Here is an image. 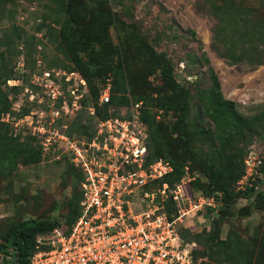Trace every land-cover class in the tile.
<instances>
[{"label":"rangeland","instance_id":"374dc122","mask_svg":"<svg viewBox=\"0 0 264 264\" xmlns=\"http://www.w3.org/2000/svg\"><path fill=\"white\" fill-rule=\"evenodd\" d=\"M233 1L246 7H256L260 3L264 5V0ZM224 2L227 0L124 1L122 10L115 9L112 13L115 26L109 28L106 39L113 45L116 54L112 58L113 69L104 80L95 79L99 89L108 80L111 88H116L113 81L117 78L124 83V90H117L119 98L127 97L133 102L139 100L142 104V116L143 111L144 114L151 113L150 116L155 117L156 121L169 125L175 121L177 100L175 94L167 90L160 79V69L170 68L173 79L190 93L191 130H197L198 127L214 130L207 107L213 71L218 77L223 97L233 101L241 114L252 116L263 110L264 64L253 69L233 65L214 48V7ZM16 4L15 23L21 28V36L16 46L11 41L7 43L13 68L21 57L27 65V74L22 78L23 84L29 85L31 75L39 68L63 69V65L70 67L71 64L56 50L55 45L48 41L46 28L37 31L43 16L52 15L59 9V0H20ZM9 30L8 19L1 20L0 38L8 35ZM5 88L11 99L20 94L19 88ZM123 107L125 106L115 108V112ZM26 109L29 110V107L24 104L22 110ZM12 136L11 128L7 131L5 126L0 125V247L4 232L18 221H57L66 229L68 225L65 220L70 211L74 210L73 194L78 192V174L63 158L49 161L39 154L38 158L28 161L27 157H20L18 153L6 157L8 146H12ZM238 146L244 152L243 158L251 152L264 156V135L252 136L248 143L239 142ZM193 148L196 151L206 150L201 138L193 141ZM185 168L206 189L204 175L196 168L194 169L197 171L191 174L189 166L184 167L183 174ZM193 187L195 193H202L200 188ZM240 205H250L246 216L227 215L213 221L212 225L220 229L222 239L227 237L228 242L235 244V249L241 248L237 247L239 242L253 236L264 226L262 199L255 196H251L250 200L241 198L235 207ZM258 205L261 207L257 208ZM202 220H208V217L199 219L200 222ZM208 229L203 226L197 230L191 228L189 235L201 243L203 233ZM44 236L46 235L36 238V251L46 249ZM202 251V244H198L197 252ZM231 253L229 258L224 254L199 256L193 264H239L231 258L236 252ZM10 261V253L4 254L0 248V264Z\"/></svg>","mask_w":264,"mask_h":264},{"label":"built area","instance_id":"2783aa9c","mask_svg":"<svg viewBox=\"0 0 264 264\" xmlns=\"http://www.w3.org/2000/svg\"><path fill=\"white\" fill-rule=\"evenodd\" d=\"M26 74L21 57L6 82L20 88V94L9 97L11 108L0 122L20 141L33 139L43 159L63 158L82 175L79 215L69 229L55 228L44 236L46 249L36 251L28 264H192L197 243L180 232L190 230V222L201 214L211 227L219 216L221 193H195L187 168L177 183H160L173 168L162 159L147 161L141 102L128 100L119 112L109 107L106 118L97 116V107L111 101L109 80L93 101L75 70L39 68L29 85L22 82ZM24 104L29 111L18 116ZM79 115L89 124L88 134L72 129ZM263 161L252 152L246 156L237 191L254 187L264 194Z\"/></svg>","mask_w":264,"mask_h":264},{"label":"trees","instance_id":"16d2710c","mask_svg":"<svg viewBox=\"0 0 264 264\" xmlns=\"http://www.w3.org/2000/svg\"><path fill=\"white\" fill-rule=\"evenodd\" d=\"M18 1L20 0H0V21L7 18L10 22L8 35L0 38V48H2L0 50V115L8 112L12 105L5 88L6 82L13 75L12 58L9 55L7 42L11 41L12 45L16 46L21 36V28L15 23ZM124 1L126 0H59V9L52 15H44L42 23L37 28L38 32L46 28L48 41L52 42L56 50L71 64L70 67L63 65V69L79 72L88 85L93 101L97 100L99 90L95 79L103 81L113 69L112 58L116 52L106 36L109 28L115 26L112 13L115 9L122 10ZM214 8L213 14L216 20L214 48L218 54L233 65L252 69L263 65L264 5L260 3L256 7H246L237 5L233 0H227ZM160 79L167 90L176 96L175 121L167 125L156 121L155 117L150 116L151 113L144 114L143 111V116L141 115V120L148 128V163L162 159L169 162L173 168L172 173L161 179L160 183L167 182L170 185L177 183L183 175L185 166L190 167L191 174L198 170L206 178V189H203L204 186L196 178L190 183L191 189L193 186L198 187L206 196H211L214 192L221 193L222 204L215 221L231 214L236 216L235 206L241 198L250 199L251 196H255L264 201V194L256 192L254 187L247 188L246 191L236 190V184L244 174L246 158V156L243 158L244 152L238 144L243 141L248 143L252 136L264 135V109L252 116L241 114L233 101L223 97L218 77L211 71L207 107L214 130L202 127L191 130L189 91L173 79L170 68L160 69ZM113 84L116 88L113 86L111 89L110 103L101 108L97 107L99 118L107 117L109 107L115 109L128 104V98H119L120 94L117 92L124 90V83L115 78ZM10 89L18 90V87H10ZM28 111V109L21 110L18 116ZM0 125L5 126L7 131L10 128L1 122ZM89 128V124L83 123L81 115L73 121L72 129L79 134H88ZM200 138L206 150L196 151L193 148V141ZM33 141L31 138L20 141L19 138L12 136V146H8L6 157L18 153L20 157H27L28 161L38 158L42 153ZM72 168L78 174L76 183L78 192L73 194L74 210L70 211L65 220L68 225L66 229L71 227L79 215L81 200L79 186L82 175L74 167ZM211 227L203 233L201 243L197 238L189 235V230L180 232L186 241L197 243L192 264L199 256L224 254L229 258L231 252H236L231 258L239 264H264V226L253 236L239 242L237 244V247H241L239 249H235V244L232 241L228 242L227 237L224 239L220 237L218 227ZM55 228L64 229L57 221L16 222L3 235V244L0 248L4 254L11 255V261L3 264H28L31 256L36 252V238L40 235H48ZM198 244H202V252H197Z\"/></svg>","mask_w":264,"mask_h":264},{"label":"crops","instance_id":"0c3cea01","mask_svg":"<svg viewBox=\"0 0 264 264\" xmlns=\"http://www.w3.org/2000/svg\"><path fill=\"white\" fill-rule=\"evenodd\" d=\"M128 105V104H127ZM79 135H82V134H79ZM73 167V166H72ZM77 170V169H76ZM244 200H250V199H247V198H242ZM244 207L243 205H240L238 206L236 209H237V216H238V210L240 208ZM204 215H198L196 218H194L191 222H190V230L191 231V228L194 229V230H197L198 228H200L201 226H203L204 228H210L209 226V222L208 220H202L201 222L199 221V219H201V217H203ZM239 217V216H238Z\"/></svg>","mask_w":264,"mask_h":264},{"label":"water","instance_id":"95a60500","mask_svg":"<svg viewBox=\"0 0 264 264\" xmlns=\"http://www.w3.org/2000/svg\"><path fill=\"white\" fill-rule=\"evenodd\" d=\"M249 213V206H244L238 210V216L244 217Z\"/></svg>","mask_w":264,"mask_h":264}]
</instances>
